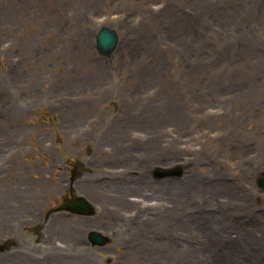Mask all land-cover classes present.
I'll return each mask as SVG.
<instances>
[{"label": "rangeland", "instance_id": "obj_1", "mask_svg": "<svg viewBox=\"0 0 264 264\" xmlns=\"http://www.w3.org/2000/svg\"><path fill=\"white\" fill-rule=\"evenodd\" d=\"M263 172L264 0H0V264H264Z\"/></svg>", "mask_w": 264, "mask_h": 264}, {"label": "water", "instance_id": "obj_2", "mask_svg": "<svg viewBox=\"0 0 264 264\" xmlns=\"http://www.w3.org/2000/svg\"><path fill=\"white\" fill-rule=\"evenodd\" d=\"M95 40L96 47L98 49L97 51H99L104 56H108L117 48L119 38L117 32L114 29L103 27L98 32ZM159 173L161 177L174 175L173 173H169L166 170H160ZM259 184V187L264 190V173L259 179ZM64 207L66 210L81 214V216H92L94 213L91 203L84 197H70V199L66 200ZM89 237L94 245L104 246L109 242V238L98 231H92Z\"/></svg>", "mask_w": 264, "mask_h": 264}, {"label": "bare ground", "instance_id": "obj_3", "mask_svg": "<svg viewBox=\"0 0 264 264\" xmlns=\"http://www.w3.org/2000/svg\"><path fill=\"white\" fill-rule=\"evenodd\" d=\"M119 46V45H118ZM59 247H56L55 250H57ZM50 251V250H49ZM58 251H62V252H65L67 254H71V255H79V256H82V257H85V258H81V260L79 261V263H77L78 261H76L74 264H89L88 261H87V252L85 251V248H81L79 247V245H75V244H67V246H65L64 248L62 249H59ZM58 253V252H56ZM14 254L18 255L19 257L22 258H25L23 261L19 262V263H15V264H36L37 261H39L38 259H35L34 261L32 260L33 257L26 253L25 251L23 250H15L14 251ZM27 256V258H26ZM41 264V263H40ZM45 264V263H43ZM59 264V263H58ZM63 264H68L67 262H64Z\"/></svg>", "mask_w": 264, "mask_h": 264}]
</instances>
